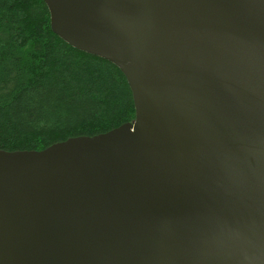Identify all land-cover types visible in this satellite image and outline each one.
Returning <instances> with one entry per match:
<instances>
[{
  "label": "water",
  "instance_id": "water-1",
  "mask_svg": "<svg viewBox=\"0 0 264 264\" xmlns=\"http://www.w3.org/2000/svg\"><path fill=\"white\" fill-rule=\"evenodd\" d=\"M43 1L135 116L0 149V264H264V0Z\"/></svg>",
  "mask_w": 264,
  "mask_h": 264
},
{
  "label": "trees",
  "instance_id": "trees-1",
  "mask_svg": "<svg viewBox=\"0 0 264 264\" xmlns=\"http://www.w3.org/2000/svg\"><path fill=\"white\" fill-rule=\"evenodd\" d=\"M134 116L121 71L56 36L43 0H0V149L40 151Z\"/></svg>",
  "mask_w": 264,
  "mask_h": 264
}]
</instances>
